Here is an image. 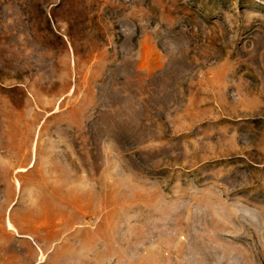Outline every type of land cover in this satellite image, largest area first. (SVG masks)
I'll use <instances>...</instances> for the list:
<instances>
[{"label": "rangeland", "instance_id": "1", "mask_svg": "<svg viewBox=\"0 0 264 264\" xmlns=\"http://www.w3.org/2000/svg\"><path fill=\"white\" fill-rule=\"evenodd\" d=\"M41 252L264 264V0H0V264Z\"/></svg>", "mask_w": 264, "mask_h": 264}, {"label": "bare ground", "instance_id": "2", "mask_svg": "<svg viewBox=\"0 0 264 264\" xmlns=\"http://www.w3.org/2000/svg\"><path fill=\"white\" fill-rule=\"evenodd\" d=\"M23 171L24 170H19V172H23ZM8 226H9L10 230L15 231V228H14V226L12 225V223L10 221L8 222ZM44 259H45V254H43V252H41L40 261H39L38 264L43 263L44 262Z\"/></svg>", "mask_w": 264, "mask_h": 264}]
</instances>
